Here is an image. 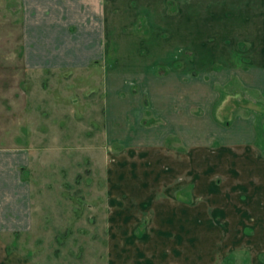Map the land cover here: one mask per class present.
<instances>
[{
	"label": "rangeland",
	"instance_id": "374dc122",
	"mask_svg": "<svg viewBox=\"0 0 264 264\" xmlns=\"http://www.w3.org/2000/svg\"><path fill=\"white\" fill-rule=\"evenodd\" d=\"M256 1L169 0L174 30L186 41L167 45L158 58L148 56L143 60L148 69L139 75H125L129 65L124 59L116 60L114 73L105 59L90 68L22 73L17 69L21 60L11 58V43H0V66H8L7 76L0 75V89L8 91L0 90V97L13 101L9 120L20 127L33 107L40 115L39 122L34 118L39 138L0 140L41 145L32 172L36 227L19 244L28 261L119 264L117 238L109 231L111 214L118 209L131 212L123 219L142 221L137 240L147 242L148 264H264V45L249 42L239 27L247 4ZM261 8L249 11L255 24L264 21V13L256 15ZM6 17L8 22L14 18L0 8V24ZM231 22L238 23L232 26L238 39L227 33ZM208 25L213 28L205 29ZM215 28L217 37L210 34ZM226 35L233 41H224ZM160 44L148 48L160 51ZM137 98L153 103L156 118ZM172 100L184 105L168 117L163 109ZM27 124L31 131L32 122ZM160 146L178 151L185 171L179 181L169 159L165 179L136 174L148 163L151 148ZM227 147L233 149L227 164L214 167L207 150ZM198 159L211 165L188 171ZM145 198L150 201L141 202ZM181 246L184 258L177 251Z\"/></svg>",
	"mask_w": 264,
	"mask_h": 264
},
{
	"label": "crops",
	"instance_id": "0c3cea01",
	"mask_svg": "<svg viewBox=\"0 0 264 264\" xmlns=\"http://www.w3.org/2000/svg\"><path fill=\"white\" fill-rule=\"evenodd\" d=\"M250 3L246 6L247 9L244 11L246 14H243L239 27L246 36L251 37L247 39L249 42L264 45V21L262 20V23H259L257 20L255 24L249 13V11L253 12V6L257 5L262 7L259 14L256 13L257 17L264 13V0H257L255 4L251 3L252 7H250ZM168 5L169 0H0V8L4 12L10 11V14L14 17L10 22H8L6 17V20L0 24V43L4 47H6L5 43H11L13 48L11 58L21 60L22 66L17 67V69L22 73L28 70L34 74L41 72L44 68L62 69L72 66L90 68L93 64L98 66L99 62L104 59L111 61L109 63L112 64L111 70L114 73L116 60L124 59L128 60L129 66L127 68L133 70L130 72L127 69L125 75L144 74L148 69V63L143 60L148 59V56L158 58L166 52L167 45L177 43L179 42L177 40L180 39H182V42L186 41L177 35L179 32L174 30L175 26L169 13ZM171 9L173 10V15L177 14L178 10L176 13L174 12L176 5ZM235 24L238 23H229L230 28L227 33L232 38L238 39L232 34L234 32L232 26ZM208 26L205 29L213 28L210 25ZM236 31H240V29H236ZM210 34L217 37L220 31L216 28L211 29ZM169 35H172L171 39H168ZM232 38L229 39L226 35L224 41L232 42ZM169 40L174 42L168 43ZM141 41L144 42L143 45ZM236 41L243 44L246 43L243 40ZM157 43H161L159 46L162 50L157 51L156 48H148V45L151 46ZM149 51H153V53ZM148 53L151 54L148 55ZM5 57L8 58L10 56L7 54ZM175 66L176 64L172 63L171 68ZM7 67V65L5 67L0 66V75L2 77L7 76L8 71H5L8 70ZM12 69L16 70V68ZM119 85L124 87L122 82ZM0 90L1 92L8 91V88H1ZM108 91L114 90L108 86ZM165 95L163 93L161 98L166 99ZM137 100L144 107L148 106V113L153 116L157 114V109L155 114L152 110L153 103L151 101L147 105L146 100L143 101L138 98ZM163 101L165 102V100ZM11 102L13 103L8 98H2L1 94L0 140L39 138L40 133L34 127V118H37V122L40 120L39 112L33 107L31 116H28V113L23 115L20 127H18V122L15 124L9 120V108L13 107ZM183 105V101L180 104L172 100L171 104L166 108L164 107L165 109L163 110L166 112V116L168 115L169 117L171 112L175 110L179 112ZM110 106L113 109L114 107H119L113 103H110ZM26 110L24 108V111ZM130 112L128 110L126 114H122L123 118H127ZM25 116L29 117L26 121ZM122 116H119V118ZM110 117H112V113L109 114L108 118ZM161 118L164 117L162 116ZM117 121L115 120V122ZM27 122H32L33 124L31 131L28 129L29 125ZM178 132L179 130H177V138L179 137ZM182 137L180 136L179 138ZM163 148V146L155 147V151L151 148L146 156V158L148 157V163L144 162V164H141L144 168H139L140 170L136 168V174L148 172L150 177H152V174L155 173L165 179L166 174L168 175L170 164L164 163L169 159V162L172 163V171L174 168L176 172L179 171L175 180L178 179L179 181L182 175L184 177L183 161L181 162V159H179L181 157L178 151L174 154L169 153L168 148L162 151ZM40 149L41 145L36 146L34 143H29V141H25L23 144L0 142V264H25V262L34 264L32 261H28L24 252L21 251L22 246H19V244L23 236L32 233L36 227L35 191L32 184V180L35 179L34 175L32 179V172L34 174V165H36L33 156L40 152ZM231 150L233 149L228 147L210 149L207 150L206 155L213 156L216 164L214 167H219V163L227 164L229 159L227 154ZM203 154H200V158H202ZM179 162L182 164L181 168ZM196 162H193V165L188 167V171L197 172V170L199 171L211 165L210 163H199V159ZM117 171L120 174V168ZM227 179L228 176L224 175V180L226 181ZM183 180L185 181V178ZM183 180L177 181L176 186L181 185ZM144 201L149 202L150 198L149 200L145 198L141 202ZM154 201L156 202V200ZM176 203H179V199H177ZM139 210L141 214L145 211L144 209ZM131 211L136 213L134 214L135 216L138 214L134 212L135 210ZM182 211L181 209L177 210V217ZM111 215H114L115 219H111L109 222V231L111 236H115L112 237L113 239L117 238L118 243H116L115 247L118 258L116 260H118L119 264H125V262H128L126 264H129V262H133V264H148L149 258L145 250L147 242L142 245L137 240L138 236H140L138 227L142 221L139 219L136 222H132V217L123 219L121 215L131 216V212L124 213L123 210L118 209L117 211L114 210ZM143 216H147V214L145 213ZM127 219L129 221L124 222ZM177 231L182 232L179 228H177ZM146 232L147 229L145 227L142 234H146ZM177 249L184 258L182 246L180 248L177 247ZM173 251L176 252V250ZM178 262L183 264L182 260Z\"/></svg>",
	"mask_w": 264,
	"mask_h": 264
}]
</instances>
